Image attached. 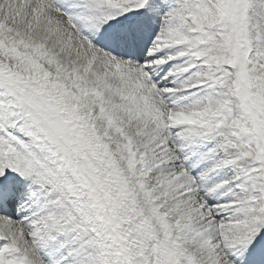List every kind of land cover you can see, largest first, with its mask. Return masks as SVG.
I'll list each match as a JSON object with an SVG mask.
<instances>
[{
	"label": "snow or ice",
	"instance_id": "obj_1",
	"mask_svg": "<svg viewBox=\"0 0 264 264\" xmlns=\"http://www.w3.org/2000/svg\"><path fill=\"white\" fill-rule=\"evenodd\" d=\"M0 264H264V0H0Z\"/></svg>",
	"mask_w": 264,
	"mask_h": 264
}]
</instances>
